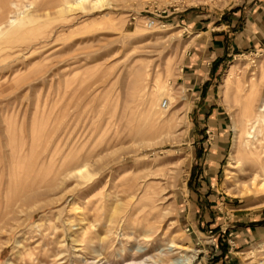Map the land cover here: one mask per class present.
Wrapping results in <instances>:
<instances>
[{
  "label": "rangeland",
  "instance_id": "374dc122",
  "mask_svg": "<svg viewBox=\"0 0 264 264\" xmlns=\"http://www.w3.org/2000/svg\"><path fill=\"white\" fill-rule=\"evenodd\" d=\"M13 2L7 18L23 10L34 20L0 50V221L14 218L0 231V264H248L240 253L251 250L264 258V198L225 192L234 188L231 110L241 118L252 82L257 106L263 100L264 47L215 59L209 73L204 64L196 79L184 66L195 30L229 19L238 0H88L63 12L46 0ZM157 140L162 147H147ZM79 156L87 178H60ZM250 165L231 170L239 182ZM132 184L140 200L129 198ZM154 194L165 199L149 214ZM171 239L186 250L159 255Z\"/></svg>",
  "mask_w": 264,
  "mask_h": 264
},
{
  "label": "bare ground",
  "instance_id": "6f19581e",
  "mask_svg": "<svg viewBox=\"0 0 264 264\" xmlns=\"http://www.w3.org/2000/svg\"><path fill=\"white\" fill-rule=\"evenodd\" d=\"M13 1L14 0H0V50H2L7 45L6 42H7L9 37L16 35L18 33L19 29L25 27L27 24L33 22V20H34L32 15L26 14V11H23V10L16 12L15 15H12V16L10 15V17L7 18L6 17L7 16L6 15L7 10L10 11L8 9V7H10L9 3H12ZM87 2H88V0H46L45 4L49 8H52V9L56 8V7H60L59 9L56 10V12H63L64 10L66 11V10H71L72 8L84 6V5H86ZM100 3L101 2H96L94 5H97ZM17 5H19V4H17ZM10 9H12V8H10ZM14 10H15V8H14ZM148 21H149V25H153V22H151L150 20H148ZM42 42H44V41H42ZM1 55L2 54H0V56ZM10 62H11V60H10ZM1 67H0V70L4 68V66H3V68H1ZM5 67H6V65H5ZM233 69L234 68H230L228 75L226 76V78L224 79L223 84H222L221 95L224 97L228 94V91H229V81H230L231 75L233 74ZM7 74L9 75L8 72H7ZM14 74H16V73H14ZM12 82H14V80ZM260 83H261V86L263 87V90L260 91L259 95H260V97H262L264 95V70H263V67H262L261 82ZM1 84H2V82H1ZM249 86L251 89V93H250V95L247 96V101H246V103H245V105L241 111V118L238 119L239 114L237 113V111L231 110L232 125H233V129H234V141H233V150H232V153L230 156V161L228 163L229 165H227L228 169H226V181L227 182H229V181L233 182L234 181V183H233L234 188L225 189V192H227V194L231 195L232 197H241L242 198V197H247L249 195H255L257 197L264 198V150L262 149L263 146L261 144H259V146L256 145V140H257V142H259L258 135L259 134L264 135V98L261 101V103L257 106V85L252 82V83H250ZM165 87L166 86L164 84L155 85L154 88L152 89L153 94L158 97L159 94H162L163 92L166 91ZM1 88L3 89L4 87H1ZM2 89H0V90L3 91ZM8 91H10V90H8ZM5 92L6 91H4V93ZM0 97H2V96H0ZM167 98L168 99H166V100L169 101L170 103L168 102L169 104H168L166 110H164V111L161 110L165 113L166 112L168 113L170 111V105L172 103V95L168 94ZM160 107H161V104H160ZM151 115L157 117L156 120H158L162 117L159 115L158 110H156L155 112H152ZM163 144H164L163 142H158V140H157V143L147 145V147H149V148L162 147ZM250 145H252L253 147L249 148ZM246 154H248L249 157H246ZM79 157H82V156H79ZM82 158H80L76 161L73 159L75 162L73 161L74 163H72L71 165H69L67 168H65L64 170H62L59 173L60 178H62V179H69L72 177H78L81 179L87 178V174H89L86 170L87 162H86L85 158H83V159ZM247 160L251 161L250 166H251V169L253 170V172L251 173V178L248 182H242V181L239 182V179H236L234 177V176H236V174H234L231 170L234 169V170H237L239 173L243 174L245 171L244 163ZM146 177H147L146 175H144L142 177V179L144 178V180L142 181L144 184H145V178ZM233 178H235V180H233ZM141 192H142V188L138 184H136V185L132 184L129 187L128 196H130L129 198H132V199L136 198V199L140 200L142 195H144V193H142V195L140 196ZM164 199H165V197H161V196L159 197V194H158V196H155V194H154L151 197H149V202L145 203L146 205L144 204L145 207H149V214H151V210L159 208L158 204L161 201H163ZM117 200L122 201L121 198H119ZM8 213H10V212H8ZM12 216L13 215H11V214L6 215V218L0 221V231H2V229H4V228H5V230L7 229L6 227H7V224L9 223V221L14 219ZM126 220H129V219H126ZM143 237L148 238L149 235L145 234ZM259 247H263V244L260 243ZM183 249L186 250V247H183L181 244H179L175 240L171 239L170 242L168 243L166 249H165V252H161L159 255H161V256L167 255L168 256V255H172L174 252H179V250H183ZM252 249H254V248H252ZM256 253H254L251 250L250 252H246V253L241 252L240 254L244 255L245 260L251 259L248 262V264H264V258L257 259ZM149 258L153 259L152 257H149ZM193 259H194V256H190V258H185L183 264H191L193 262ZM145 261L146 260H142V261L139 260L137 262L132 261L129 264H143V263H145ZM259 261H263V262L260 263ZM168 262L170 264L182 263V261H180V260H175V261L168 260ZM168 262H166V263H168Z\"/></svg>",
  "mask_w": 264,
  "mask_h": 264
},
{
  "label": "crops",
  "instance_id": "0c3cea01",
  "mask_svg": "<svg viewBox=\"0 0 264 264\" xmlns=\"http://www.w3.org/2000/svg\"><path fill=\"white\" fill-rule=\"evenodd\" d=\"M189 27L192 29L194 24L189 23ZM197 29V33L191 38V47L194 49L192 56L184 64L191 69L189 75L194 76V79L203 73L200 68L204 64L211 65L206 67V72L209 73L215 59L220 61L225 56L257 51L264 47V0H238L237 8L231 12L229 19L215 24L208 22ZM215 126L218 129L223 127L222 124ZM223 142L218 140L216 146L211 147L208 162H213L212 166L224 149ZM213 159L215 161H211Z\"/></svg>",
  "mask_w": 264,
  "mask_h": 264
},
{
  "label": "built area",
  "instance_id": "2783aa9c",
  "mask_svg": "<svg viewBox=\"0 0 264 264\" xmlns=\"http://www.w3.org/2000/svg\"><path fill=\"white\" fill-rule=\"evenodd\" d=\"M151 22H153V21H151ZM167 105H168V101H167L166 99H163V100H162V103H161V107L164 108V107H166Z\"/></svg>",
  "mask_w": 264,
  "mask_h": 264
}]
</instances>
